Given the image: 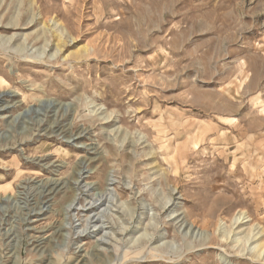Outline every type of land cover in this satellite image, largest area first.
<instances>
[{
    "label": "rangeland",
    "instance_id": "1",
    "mask_svg": "<svg viewBox=\"0 0 264 264\" xmlns=\"http://www.w3.org/2000/svg\"><path fill=\"white\" fill-rule=\"evenodd\" d=\"M12 35L0 264H264V0H0Z\"/></svg>",
    "mask_w": 264,
    "mask_h": 264
},
{
    "label": "bare ground",
    "instance_id": "2",
    "mask_svg": "<svg viewBox=\"0 0 264 264\" xmlns=\"http://www.w3.org/2000/svg\"><path fill=\"white\" fill-rule=\"evenodd\" d=\"M16 23H17V21H16ZM15 23V24H16ZM10 26V25H9ZM13 27V26H12ZM15 27V26H14ZM14 37V35H12V36H10V37H0V40H4L5 42H10L11 40H12V38ZM57 46V45H56ZM19 47V46H18ZM17 47V48H18ZM57 48H59V46L57 47ZM3 83V82H2ZM4 94V92H1L0 91V96H2ZM9 94V93H8ZM234 121V120H233ZM197 131V132H196ZM202 131V129H195V131H194V133L193 134H189V137H191V138H196V135L197 134H199L200 132ZM107 184L108 185H113L114 184V180L113 179H107ZM91 189V188H90ZM108 193H110V192H108ZM104 194V193H103ZM95 198V197H94ZM109 198L108 197H105L104 198V195H102V196H99V198H95V200H93L92 201V203H87V206L88 207H84V208H82V209H84V210H90V209H93V208H95V207H98L100 204H103V203H105V202H107V200H108ZM115 200V198H112V199H109V201L110 202H113ZM115 201H117V200H115ZM121 210V209H120ZM238 215V214H237ZM237 215H235L233 218H232V225H239V224H241V223H245L246 221H244L243 219H244V217L242 216V218H240V215L239 216H237ZM95 216L96 215H94L93 217L95 218ZM92 217V218H93ZM117 219V218H116ZM93 221V220H92ZM92 221L90 220L87 224H85V225H83L84 227H85V231H86V235L87 234H89V233H94L95 231H102V230H104V229H106V227L107 226H104V224H105V221H107V220H103V215L101 214V215H99V217L96 219L95 218V222H98V223H101L100 225H99V227L98 228H96V225L94 224V225H91L90 226V224L92 223ZM94 222V223H95ZM107 223H109V222H107ZM106 223V224H107ZM92 229V230H91ZM189 229H190V226H189ZM193 229V228H192ZM83 230V231H84ZM127 230V228L126 227H122V229H120V231H119V234L121 235L123 232H125ZM187 231V230H186ZM113 234V233H112ZM250 235H249V237L248 236H246L247 238H244L243 239V241L240 239V238H237L235 241H237L238 243L239 242H243L244 243V245L246 244L247 246H244V249L245 250H248V251H251V252H253V253H255V255L256 256H263V258H264V243L257 237V232L256 233H254V232H250L249 233ZM90 235V234H89ZM110 235V234H109ZM144 235H146L145 233L143 234V237H144ZM200 236L202 235V233H200L199 234ZM141 237H142V234L140 235ZM110 237V236H109ZM113 237V236H112ZM120 237V236H119ZM204 239H207V237H204ZM253 240V241H252ZM133 241V240H132ZM249 241H252L251 243H249ZM249 243V244H248ZM253 244V245H252ZM252 245V246H251ZM261 258V257H260Z\"/></svg>",
    "mask_w": 264,
    "mask_h": 264
}]
</instances>
